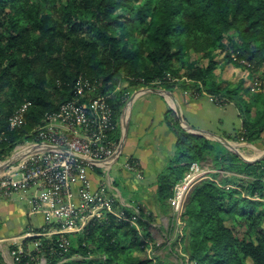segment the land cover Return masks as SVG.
<instances>
[{
	"label": "trees",
	"instance_id": "1",
	"mask_svg": "<svg viewBox=\"0 0 264 264\" xmlns=\"http://www.w3.org/2000/svg\"><path fill=\"white\" fill-rule=\"evenodd\" d=\"M218 54L250 73L264 69V0H0V162L36 140L45 117L75 98L80 78L97 83V95L108 97L118 122L124 93L174 91L168 76L185 79L183 91L235 102L242 127L225 138L254 144L264 135V91L242 95L218 80ZM125 82L129 86L117 91ZM26 101L32 105L24 124L11 129L10 117ZM166 122L177 143L157 179L163 211L193 163L212 159L216 170L231 174L192 187L184 213L185 264H264V159L247 163L223 144L187 132L171 109ZM115 138L121 140V128ZM117 208L134 215L120 203ZM138 224L140 231L115 216L93 221L68 235L67 253L58 235L25 243L40 240L50 264H154L137 254L151 238L143 217ZM0 264H8L1 250ZM16 264L37 262L24 257Z\"/></svg>",
	"mask_w": 264,
	"mask_h": 264
},
{
	"label": "built area",
	"instance_id": "2",
	"mask_svg": "<svg viewBox=\"0 0 264 264\" xmlns=\"http://www.w3.org/2000/svg\"><path fill=\"white\" fill-rule=\"evenodd\" d=\"M98 88L97 83L80 78L75 87V98L45 117L37 129L36 140L16 147L14 152L21 155V159L0 176V199L35 190L37 195L32 200L31 212L45 216V226L41 231L26 233L22 238L51 239L58 235L61 253L69 251L68 235L82 233L91 222H103L109 216L127 221L141 230L139 211L129 217L124 210L117 208L119 196L104 184L94 189L89 176L94 167L110 168L120 145L115 133L121 128L122 121H116L108 97L97 95ZM31 105L30 101H26L10 117L11 129L24 124ZM124 167L138 178H143L136 161L130 159ZM211 172L200 163H193L184 180L176 185L169 201L176 227L179 228L178 251L182 256L186 228L183 219L188 195L198 181L210 178ZM218 173L226 174L225 171ZM11 243L16 246L9 249L14 263L29 257L37 264H50L45 253L41 252L40 240L34 241L32 248L20 238L12 239ZM159 246L161 244L153 243L151 239H143L141 249L154 264H162L156 260L154 253V248ZM33 251H37L38 255L33 256Z\"/></svg>",
	"mask_w": 264,
	"mask_h": 264
},
{
	"label": "crops",
	"instance_id": "3",
	"mask_svg": "<svg viewBox=\"0 0 264 264\" xmlns=\"http://www.w3.org/2000/svg\"><path fill=\"white\" fill-rule=\"evenodd\" d=\"M135 92L126 103V107L131 104L130 123L122 155L139 164L143 178L140 179L125 167L116 165L118 161L113 163L110 168L94 167L89 172V176L94 184V189L104 184L119 196L118 202L121 206L134 212L139 211L144 222L148 224L150 239L161 244V246L155 247V258L158 262L166 264V260H169L172 264H178L182 260V254L178 251L180 247L171 207H168V211H163L156 200L158 176L167 167L176 152L177 137L167 124L166 115L170 109L176 112L178 105L186 123L208 132L206 126L190 123L185 115L186 113L191 115L197 113L201 108L200 101L205 97L211 103L213 102L208 96L195 98L190 92L177 90L172 92L176 101L169 95L141 93L131 103V97ZM215 105L225 108V111L231 106L237 110L236 104L233 103L228 106ZM124 109L126 108L124 107ZM124 113L125 110L121 117L122 123ZM237 113L241 116L238 110ZM203 120L206 125L208 120ZM235 132L234 130L225 135H232ZM122 135L121 127V138ZM215 135L225 138L224 134ZM36 195V191L31 190L27 194H16L11 198L0 199V250L8 264H14L11 256L8 255L12 239L20 238L25 243L27 239L22 237L26 233H38L45 226V216L41 213L31 212L32 200ZM183 243L185 244V239ZM25 245L30 247L31 242L28 241Z\"/></svg>",
	"mask_w": 264,
	"mask_h": 264
},
{
	"label": "rangeland",
	"instance_id": "4",
	"mask_svg": "<svg viewBox=\"0 0 264 264\" xmlns=\"http://www.w3.org/2000/svg\"><path fill=\"white\" fill-rule=\"evenodd\" d=\"M224 57H225V55H223V54H218V56H217V60L219 62V65L216 69V75H217L218 80L225 81V82L229 83L231 89H238L239 93L242 95L245 94L244 91L246 89H252V92H251L252 94L264 91V69H262L258 73H255V72L250 73V71L245 69V68H237L232 63H228V61H226L224 59ZM193 58H196V57L193 55ZM202 62L204 64H207V60H204ZM168 77L170 79H172L174 84L177 85L173 89L174 91L182 90L180 87L183 85V81L185 79L174 78L170 75ZM128 86H129V83L125 82L123 84V86H120L117 89V91L121 90L123 88H127ZM146 88L147 87H144V89H146ZM148 88H151V87H148ZM152 89H160V88H152ZM162 90H166V89H162ZM167 91H169V90H167ZM170 92H173V91L171 90ZM187 92H190L192 95L193 94L195 95V93H196V91H194V93L192 91H187ZM124 95H126L128 99L131 96V95L128 96V93H124ZM194 95H193V97H195V98H201L203 96H208L211 101H212V99L214 100V101H212L213 103L219 104L222 106H228V105H231V103L236 104L235 102H230V99L228 97H225V96L224 97L223 96L215 97V96H211L208 94L195 95V96ZM244 97L246 98L245 95H244ZM213 103H211L209 101V99H207L206 97L203 98V100L200 101V107H201L200 110L193 115L186 113V115H185L186 119L190 123L195 124L197 126H201V125L206 126L205 128H207V130H209L208 132L212 133V134H214L216 132L215 134H224L225 135L226 133H230V132H233L234 130L236 131L238 129H241L242 117L239 116V114L237 113V110L239 111V109L236 105L235 106H236L237 110L231 106L230 109H227L225 111V108L220 107L218 105H215ZM198 105H199V103H198ZM125 108L126 109H124L125 110L124 119H123V123L121 124L122 129H123V125L125 124L126 120L129 117L130 106H127V107L125 106ZM196 109H199V108H196ZM203 119L208 120L206 122V125H205V123H204L205 121ZM228 141L234 147L237 148L238 152L245 159L253 160V159H257V158L264 155V135L262 136V138H260V140L256 141V143H254V144H250V143H248L246 141H242V140L239 142L230 141V140H228ZM13 155H15V152H13L12 156ZM11 157L5 161H1L0 165L4 162L8 161L9 159H11ZM129 160L130 159H128L127 156L122 155L120 157V159L118 160V163L116 165H120L121 167H124ZM17 164L18 163H15L13 166H15ZM200 164L203 167L208 168L212 171L210 173V178H211V176L213 177L214 175L219 174L218 173L219 170H216L213 166L212 159H208L207 161L201 162ZM2 174H3V172L0 173V176ZM227 174H229V173H226V174L220 173L218 180L224 176H228ZM118 203H120V202H118ZM173 218H174V216H173ZM176 236H177V238L179 237V228H177V227H176ZM30 242H31V246H32L33 242L32 241H30ZM153 243H155V242H153ZM14 247H16V246H13L12 244L9 246V248H14ZM163 251L165 252V250H163ZM154 253H155V250H154ZM137 254L142 258H147V254L143 249H141V251L138 252ZM5 255H6V252H5ZM185 262H188V259L187 260L182 259L178 264H184ZM14 264H16V263H14ZM166 264H172V263H170L169 260H166Z\"/></svg>",
	"mask_w": 264,
	"mask_h": 264
},
{
	"label": "water",
	"instance_id": "5",
	"mask_svg": "<svg viewBox=\"0 0 264 264\" xmlns=\"http://www.w3.org/2000/svg\"><path fill=\"white\" fill-rule=\"evenodd\" d=\"M141 93H155V94H158V95H169L171 98L174 99V101H176V98H175L174 94L172 92H170V91L162 90V89L146 88V89H140V90L136 91L135 94L131 97V103ZM129 106L131 108V104H129ZM176 113L178 115V118L180 120L182 128H184L187 132L195 134V135L203 136V137H205V138H207L209 140L216 141V142H219V143L223 144L228 150H230L231 152L237 154L241 159H243L247 163H253V162H257V161H260V160L264 159V155L259 157V158H257V159H253V160L245 159L238 152L237 148L234 147L228 141V139H226L224 137H221V136H218V135H215V134H212V133H209V132H206V131H202V130L197 129V128H194L193 126H191L188 123H186L184 118H183L182 111H181V109H180V107L178 105H177V108H176ZM129 123H130V110H129V117L126 120L125 124L123 125V135H122V138H121V141H120L119 148H118L117 153H116L115 162H117L120 159V157L122 156L124 145H125V141H126L127 136H128ZM21 157H22L21 155H16L15 154V155H13L11 157V159H9L8 161L2 163L0 165V173L4 172L7 169H9L10 167H12L15 163H17L21 159Z\"/></svg>",
	"mask_w": 264,
	"mask_h": 264
}]
</instances>
